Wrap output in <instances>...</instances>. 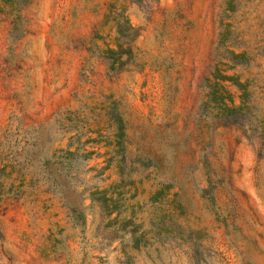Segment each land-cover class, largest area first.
I'll list each match as a JSON object with an SVG mask.
<instances>
[{"label":"rangeland","instance_id":"rangeland-1","mask_svg":"<svg viewBox=\"0 0 264 264\" xmlns=\"http://www.w3.org/2000/svg\"><path fill=\"white\" fill-rule=\"evenodd\" d=\"M11 1L0 264H264V0Z\"/></svg>","mask_w":264,"mask_h":264},{"label":"trees","instance_id":"trees-1","mask_svg":"<svg viewBox=\"0 0 264 264\" xmlns=\"http://www.w3.org/2000/svg\"><path fill=\"white\" fill-rule=\"evenodd\" d=\"M3 1V5L5 6H11L14 8H19L22 5L17 3V2H13L11 0H2ZM127 22V20H126ZM116 25V32L118 34V37L122 36V30L120 29V25L118 23H115ZM118 41V39H117ZM117 47L119 48V52L118 54H120L122 51H120L122 49V44L117 43ZM109 49L106 50V52ZM111 51V49H110ZM230 54L234 57L240 58L243 54L242 53H235V52H231ZM231 67V65H230ZM229 68V67H228ZM218 70V71H217ZM215 69V72H213L212 79L208 80L207 83V94H206V98L205 101H203V104L205 105H210L213 114L216 118L222 120L224 123H231V124H244L242 122V109H244L245 107L248 106L249 101L247 99V97L245 96V94H241L239 95L241 101L239 104L235 103V98L234 95L227 89L226 84L224 83L225 81H231L233 84H235L242 92H244V86L243 83L239 82V81H235L233 79V75H229V74H225L222 73L220 69ZM117 117L119 126H118V134L117 137L118 138H122L123 137V130H122V124H121V120L119 118V116H115ZM117 143H120L119 141ZM69 154H73L74 151H70L68 150ZM7 164L3 163L0 166V170H5ZM103 201L106 200V197H102ZM78 207H72L71 210L74 213L76 211V217L77 218H81L82 217V213L81 210L77 211Z\"/></svg>","mask_w":264,"mask_h":264}]
</instances>
